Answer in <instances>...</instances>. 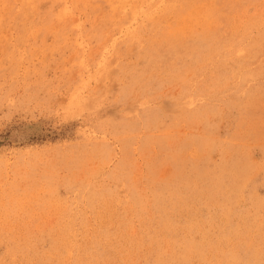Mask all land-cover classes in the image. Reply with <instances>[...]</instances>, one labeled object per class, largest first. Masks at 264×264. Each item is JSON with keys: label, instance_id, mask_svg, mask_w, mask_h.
Here are the masks:
<instances>
[{"label": "rangeland", "instance_id": "obj_1", "mask_svg": "<svg viewBox=\"0 0 264 264\" xmlns=\"http://www.w3.org/2000/svg\"><path fill=\"white\" fill-rule=\"evenodd\" d=\"M38 1L0 0V264H264V0Z\"/></svg>", "mask_w": 264, "mask_h": 264}, {"label": "bare ground", "instance_id": "obj_2", "mask_svg": "<svg viewBox=\"0 0 264 264\" xmlns=\"http://www.w3.org/2000/svg\"><path fill=\"white\" fill-rule=\"evenodd\" d=\"M23 1H24V0H23ZM27 1H28V0H27ZM33 1H34V0H33ZM40 1H43V0H40ZM40 1H38V2H39V4L41 5L42 2L40 3ZM76 1H77V0H76ZM76 1H75V2H76ZM79 1H80V0H79ZM84 1H86V0H84ZM95 1H97V0H94V2H95ZM98 1H99V0H98ZM98 1H97V2H98ZM118 1H119V0H118ZM159 1H160V0H159ZM173 1H175V0H173ZM237 1H238V0H237ZM50 2H51V1H50ZM56 2H57V1H56ZM81 2H82V1H81ZM101 2H102V1H101ZM104 2H105V0H104ZM129 2H130V0H129ZM136 2H137V1H136ZM147 2H148V1H147ZM152 2H153V0H152ZM160 2H161V1H160ZM166 2H167V1H166ZM176 2H177V1H176ZM178 2H179V1H178ZM68 3H69V2H68ZM84 3H85V2H84ZM86 3H87V2H86ZM92 3H93V2H92ZM108 3H109V2H108ZM155 3H156V2H155ZM162 3H163V2H162ZM179 3H180V2H179ZM238 3H239V2H238ZM26 4H27V3H26ZM30 4H31V3H30ZM35 4H37V3H35ZM42 4H43V3H42ZM77 4H78V3H77ZM89 4H90V3H89ZM94 4H95V3H94ZM94 4H93V5H94ZM103 4H104V3H103ZM113 4H114V2H113ZM120 4H122L121 1H120ZM137 4H138V3H137ZM150 4H151V3H150ZM152 4H153V3H152ZM158 4H159V3H158ZM173 4H174V3H173ZM182 4H183V3H182ZM187 4H188V2H187ZM32 5H33V4H32ZM37 5H38V4H37ZM43 5H44V4H43ZM54 5H55V4H54ZM61 5H62V4H61ZM74 5H75V4H74ZM100 5H101V3H100ZM106 5H107V4H106ZM135 5H136V4H135ZM140 5H141V4H140ZM189 5H190V4H189ZM191 5H193V3H192ZM213 5H214V4H213ZM78 6H79V5H78ZM85 6H86V5H85ZM97 6H98V5H97ZM117 6H120V5H117ZM117 6H116V7H117ZM125 6H126V5H125ZM132 6H133V5H132ZM138 6H139V5H138ZM141 6H142V5H141ZM145 6H146V5H145ZM145 6H144V7H145ZM147 6H148V5H147ZM216 6H217V5H216ZM25 7H26V5H25ZM27 7H28V6H27ZM27 7H26V8H27ZM33 7H34V5H33ZM44 7H45V6H44ZM82 7H83V6H82ZM100 7H101V6H100ZM106 7H107V6H106ZM127 7H128V6H127ZM127 7H126V8H127ZM171 7H172V6H171ZM191 7H192V6H191ZM212 7H213V6H212ZM244 7H245V6H244ZM38 8H39V7H38ZM42 8H43V7H42ZM42 8H41V9H42ZM70 8H71V7H69V9H70ZM72 8H73V7H72ZM76 8H77V7H76ZM87 8H88V7H87ZM94 8H95V7H94ZM166 8H167V6H166ZM166 8H165V9H166ZM183 8H184V7H183ZM185 8H186V7H185ZM197 8H198V7H197ZM217 8H218V7H217ZM231 8H232V7H231ZM36 9H37V8H36ZM77 9H78V8H77ZM88 9H89V8H88ZM108 9H109V8H108ZM130 9H131V8H130ZM132 9H133V8H132ZM143 9H144V8H143ZM149 9H150V8H149ZM165 9H164V11H165ZM174 9H175V8H174ZM180 9H181V8H180ZM260 9H261V8H260ZM32 10H34V9H32ZM52 10H53V9H52ZM75 10H76V9H75ZM99 10H100V9H99ZM105 10H106V9H105ZM118 10H119V9H118ZM126 10H127V9H126ZM126 10L124 11V13L126 12ZM128 10H129V7H128ZM133 10H134V9H133ZM138 10H139V8H138ZM138 10H137V11H138ZM140 10H142V9H140ZM156 10H157V9H156ZM171 10H172V9H170V11H171ZM175 10H176V9H175ZM189 10H190V9H189ZM216 10H217V9H216ZM30 11H31V10H30ZM103 11H104V10H103ZM150 11H152V9H151ZM186 11H188V10H186ZM204 11H205V10H204ZM254 11H255V10H254ZM5 12H6V11H5ZM107 12H108V11H107ZM109 12H110V11H109ZM117 12H118V11H117ZM117 12H116V13H117ZM129 12H130V11H129ZM142 12H143V10L141 11V13H142ZM152 12H153V11H152ZM165 12H166V11H165ZM201 12H202V10H201ZM215 12H216V11H215ZM239 12H240V11H239ZM24 13H25V11H24ZM38 13H39V12H38ZM44 13H45V12H44ZM73 13L75 14V13H77V12H73ZM102 13H103V12H102ZM102 13H101V14H102ZM122 13H123V12H122ZM131 13H132V12H131ZM133 13H134V12H133ZM169 13H170V12H168V14H169ZM184 13H185V11H184ZM186 13H188V12H186ZM216 13H217V12H216ZM216 13H215V14H216ZM221 13H222V12H221ZM221 13L219 12V14H221ZM235 13H237V12H235ZM247 13H248V12H247ZM2 14H3V12H2ZM5 14H6V13H5ZM33 14H35V12H34ZM60 14H61V13H60ZM60 14H59V15H60ZM63 14H64V13H63ZM67 14H68V13H67ZM67 14H66V15H67ZM74 14H73V15H74ZM77 14H78V13H77ZM96 14H97V13H96ZM105 14H106V11H105ZM126 14H127V13H126ZM148 14H149V13H148ZM164 14H165V13H164ZM69 15H70V14H69ZM69 15H67V17H68ZM85 15H86V14H85ZM89 15H90V14H89ZM108 15H109V14H108ZM128 15H129V14H128ZM177 15H179V14H177ZM186 15H187V14H186ZM222 15H223V14H222ZM242 15H243V13H242ZM255 15H256V14H255ZM3 16H5V15H3ZM7 16H8V15H7ZM13 16H14V15H13ZM26 16H27V15H26ZM29 16H30V14H29ZM78 16H79V14H78ZM97 16H99V15H97ZM102 16H103V15H102ZM120 16H121V15H120ZM174 16H175V15H174ZM217 16H218V14H217ZM229 16H230V15H229ZM238 16H240V15H238ZM258 16H259V15H258ZM41 17H42V15H41ZM75 17H76V16H75ZM90 17H91V16H90ZM95 17H96V16H95ZM103 17H104V16H103ZM123 17H125V16H123ZM123 17H122V18H123ZM133 17H134V16H133ZM155 17H156V16H155ZM155 17H154V18H155ZM165 17H166V16H165ZM172 17H173V16H172ZM180 17H181V16H180ZM220 17H222V16H220ZM224 17H225V16H224ZM252 17H253V15H252ZM0 18H1V17H0ZM4 18H6V17H4ZM7 18H8V17H7ZM64 18H65V17H64ZM96 18H97V17H96ZM100 18H102V17H100ZM122 18H121V19H122ZM136 18H137V17H136ZM150 18H151V17H150ZM158 18H159V17H158ZM176 18H177V17H176ZM215 18H216V16H215ZM215 18H214V19H215ZM222 18H223V17H222ZM236 18H237V17H235V19H236ZM242 18H243V17H242ZM257 18H259V17H257ZM257 18H256V19H257ZM21 19H22V18H21ZM62 19H63V17H62ZM70 19H71V18H70ZM80 19H81V18H80ZM85 19H86V18H85ZM94 19H95V18H94ZM103 19H104V18H103ZM121 19H120V20H121ZM129 19H130V18H129ZM192 19H193V17H192ZM200 19H201V18H200ZM202 19H203V17H202ZM217 19H218V18H217ZM226 19H228V18H226ZM2 20H3V18H2ZM12 20H13V19H12ZM75 20H76V19H75ZM136 20H137V19H136ZM178 20H179V19H178ZM215 20H216V19H215ZM219 20H220V19H219ZM250 20H251V19H250ZM3 21H4V20H3ZM3 21H2L1 23H3ZM21 21H22V20H21ZM25 21H26V20H25ZM60 21H61V20H60ZM81 21H82V20H81ZM95 21H97V20H95ZM103 21H104V20H103ZM113 21H115V20L113 19ZM156 21H157V19H156ZM176 21H177V20H176ZM176 21H175V22H176ZM199 21H201V20H199ZM207 21H208V20H207ZM235 21H236V20H235ZM7 22H8V21H7ZM23 22H24V21H23ZM62 22H63V21H62ZM65 22H66V21H65ZM67 22H68V19H67ZM69 22H70V21H69ZM72 22H73V20H72ZM82 22H83V21H82ZM129 22H130V21H129ZM202 22H203V21H202ZM204 22H205V21H204ZM222 22H223V21H222ZM230 22H231V21H230ZM241 22H242V21H241ZM260 22H261V20H260ZM4 23H5V22H4ZM11 23H12V22H11ZM21 23H22V22H21ZM54 23H55V22H54ZM79 23H80V22H79ZM83 23H84V22H83ZM83 23H82L81 25H83ZM154 23H155V22H154ZM191 23H192V22H191ZM243 23H245V22H243ZM251 23H252V22H251ZM251 23H250V24H251ZM255 23H256V21H255ZM27 24H28V23H27ZM86 24H87V23H86ZM110 24H111V22H110ZM119 24H120V23H119ZM121 24H122V23H121ZM125 24H127V23H125ZM125 24H124V25H125ZM137 24H138V23H137ZM139 24H140V23H139ZM182 24H183V23H182ZM202 24H203V23H202ZM209 24H210V23H209ZM211 24H212V23H211ZM216 24H217V22H216ZM0 25H2V24H0ZM9 25H11V24H9ZM19 25H20V24H19ZM31 25H32V24H31ZM72 25H73V24H72ZM76 25H78V24L76 23ZM91 25H92V24H91ZM122 25H123V24H122ZM127 25H128V24H127ZM127 25H126V26H127ZM185 25H186V24H185ZM185 25H184V26H185ZM235 25H236V23H235ZM246 25H247V24H246ZM246 25H245V26H246ZM11 26H13V25H11ZM11 26H10V27H11ZM25 26H26V25H25ZM78 26H79V25H78ZM114 26H115V25H114ZM117 26H118V25H117ZM203 26H204V24H203ZM243 26H244V25H243ZM247 26H248V25H247ZM15 27H16V26H15ZM26 27H27V26H26ZM60 27H61V26H60ZM79 27H80V26H79ZM109 27H110V26H109ZM187 27L190 28V26H187ZM187 27L185 26V28H187ZM204 27H205V26H204ZM214 27H215V26H214ZM225 27H227V26H225ZM228 27H229V26H228ZM240 27H242V26H240ZM3 28L5 29V27H3ZM17 28H18V27H17ZM23 28H24V27H23ZM23 28H22L21 30L24 31ZM35 28H36V26H35ZM40 28H41V27H40ZM46 28H47V27H46ZM51 28H53V27H51ZM81 28H82V27H81ZM121 28H122V27H121ZM135 28H136V27H135ZM135 28H134V29H135ZM170 28H171V27H170ZM170 28H169V29H170ZM185 28H184V29H185ZM209 28H210V27H209ZM211 28H212V27H211ZM215 28H216V27H215ZM215 28H214V29H215ZM222 28H223V27H222ZM234 28H236V27H234ZM29 29H30V28H29ZM58 29H59V28H58ZM72 29H73V28H72ZM77 29H78V27H77ZM109 29H110V28H109ZM117 29H118V27H117ZM125 29H126V28H125ZM187 29H188V28H187ZM204 29H205V28H204ZM212 29H213V28H212ZM212 29H211V30H212ZM214 29H213V30H214ZM217 29H218V28H216V30H217ZM223 29H224V28H223ZM225 29H226V28H225ZM238 29H239V27H238ZM238 29H237V30H238ZM0 30H1V28H0ZM21 30H20V31H21ZM26 30H27V29H26ZM35 30H36V29H35ZM51 30H52V29H51ZM115 30H116V29H115ZM129 30H130V29H129ZM171 30H172V29H171ZM175 30L178 32L177 29H175ZM205 30H207V29H205ZM230 30H231V29H230ZM32 31H33V30H32ZM116 31H118V30H116ZM173 31H174V30H173ZM222 31H223V30H222ZM232 31H233V30H232ZM232 31H231V32H232ZM238 31H239V30H238ZM120 32H121V31H120ZM124 32L126 33L127 31H124ZM128 32H129V31H128ZM130 32H133V31H130ZM171 32H172V31H171ZM174 32H175V31H174ZM180 32H181V30H180ZM246 32H247V31H246ZM125 33H124V34H125ZM181 33L183 34V32H181ZM185 33H187V32H185ZM185 33H184V35H185ZM210 33H211V32H210ZM210 33H209V34H210ZM220 33H221V32H220ZM46 34H47V33H46ZM174 34H175V33H174ZM223 34H224V32H223ZM239 34H240V33H239ZM108 35H109V34H108ZM177 35H179V34H177ZM213 35H214V34H213ZM213 35H212V33H211V35H210L211 38H212ZM110 36H111V35H110ZM132 36H133V35H132ZM185 36H186V35H185ZM185 36H184V37H185ZM214 36H215V35H214ZM224 36H225V35H224ZM197 37H198V36H197ZM233 37H234V36H233ZM136 38H137V37H135V39H136ZM207 38H209V37L207 36ZM228 38H229V37H228ZM230 38H231V37H230ZM209 39H210V38H209ZM216 39H217V38H216ZM231 39H233V38H231ZM182 41H183V40H182ZM215 41H216V40H215ZM224 41H225V39H224ZM227 41H228V40H227ZM133 42H134V40H133ZM225 42H226V41H225ZM182 43H183V42H182ZM228 44H229V43H228ZM215 45H216V44H215ZM217 46H219V43H217ZM220 47H221V46H220ZM222 47H223V46H222ZM227 47H228V45H227ZM216 48H217V47H216ZM229 48H230V47H229ZM218 49H219V48H218ZM242 49H243V48H242ZM229 50H230V49H229ZM229 50H228V51H229ZM179 55H180V54H179ZM202 55H203V54H202ZM202 55H201V56H202ZM214 55H215V54H214ZM187 56H188V55H187ZM208 60H209V59H208ZM111 62H112V61H111ZM138 62H139V61H138ZM210 69H211V68H210ZM194 71H195V70H194ZM203 73H204V72H203ZM239 74H240V73H239ZM188 76H189V75H188ZM201 77H202V76H201ZM234 77H235V76H234ZM175 81H176V80H175ZM209 88H210V87H209ZM223 89H224V88H223ZM178 92H179V91H178ZM185 94H186V93H185ZM187 96H188V95H187ZM208 96H209V95H208ZM190 97H191V96H190ZM187 98H188V97H187ZM190 99H191V98H190ZM190 99H189V101H190ZM193 101H194V100H193ZM202 101H203V100H202ZM198 104H199V103H198ZM141 113H142V112H141ZM231 173H232V172H231ZM235 176H236V174H235ZM228 177H229V176H228ZM232 178H233V176H232ZM236 178H237V177H236ZM233 179H235V178H233ZM230 183H234V182H231V181H230ZM232 185L234 186V184H232ZM220 189H221V187H220ZM230 189H231V188H230ZM232 190L234 191V193H236L234 189H232ZM233 191H232V192H233ZM228 192H230V191H228ZM232 192H231V193H232ZM225 194H226V193H225ZM180 198H181V197H180ZM234 200H235V199H234ZM182 204H183V203H182ZM182 204H181L180 206H182ZM164 206H165V205H164ZM194 206H195V205H194ZM197 206H198V205H197ZM124 207H125V206H124ZM126 207H127V206H126ZM126 207H125V208H126ZM165 207H166V206H165ZM113 209H114V208H113ZM152 209H153V208H152ZM108 210H109V209H108ZM115 210H116V209H114V211H115ZM126 210H127V209H126ZM153 211H154V210H153ZM110 212H111V211H110ZM116 212H117V210H116ZM117 213H118V212H117ZM117 213H116V214H117ZM137 213H138V212H137ZM112 215H113V214H112ZM149 215H150V214H149ZM108 216H109V215H108ZM118 216H119V215H117L116 217H118ZM168 217H169V216H168ZM109 218L112 219L111 217H109ZM117 220H118V219H117ZM101 221H102V220H101ZM104 221H105V220H104ZM104 221H103V222H104ZM106 221H107V219H106ZM108 221H109V220H108ZM111 221H112V220H110V223H111ZM123 221H124V220H123ZM128 221H129V219H128ZM161 221H162V220H161ZM72 222H73V221H72ZM91 222H92V221H91ZM99 222H100V221H99ZM62 223H63V222H62ZM100 224H102V222H100ZM108 224H109V222H108ZM128 224H129V223H128ZM128 224H127V225H128ZM61 225H62V224H61ZM69 225H70V222H69ZM102 225H103V224H102ZM64 226H65V225H64ZM86 226H87V225H86ZM99 226H100V225H99ZM110 226H111V224H110ZM82 227H83V224H82ZM88 227H89V225H88ZM91 227H92V226H91ZM93 227H94V226H93ZM97 227H98V226H97ZM123 227H124V226H123ZM71 228H73V226H71ZM80 228H81V227H80ZM83 228H84V227H83ZM100 228H101V227H100ZM127 228H128V227H127ZM64 229H65V228H64ZM74 229H75V228H74ZM87 229H89V228H87ZM117 229H118V228H117ZM56 230H57V229H56ZM93 230H94V229H93ZM95 230H96V229H95ZM95 230H94V231H95ZM112 231H113V230H112ZM56 232H57V231H56ZM56 232H55V233H56ZM61 232H62V231H61ZM67 232H68V231H67ZM71 232H72V231H71ZM74 232H75V230H74ZM82 232H83V231H82ZM127 232H128V231H127ZM108 233H109V232H108ZM114 233H115V232H114ZM74 234L76 235V233H74ZM87 234H88V233H87ZM87 234H86V235H87ZM112 234H113V232H112ZM118 234H119V233H118ZM64 235H65V234H64ZM68 235H69V234H68ZM84 235H85V234H84ZM86 235H85V237H86ZM89 235H90V234H89ZM105 235H106V234H105ZM109 235H111V234H109ZM115 235L117 236V234H115ZM70 236H71V235H70ZM68 237H69V236H68ZM73 237H74V236H73ZM87 237H88V235H87ZM100 237H101V236H100ZM111 237H112V236H111ZM113 237H114V236H113ZM96 238H98V237H96ZM117 238H118V236H117ZM72 239H73V238H72ZM85 239H86V238H85ZM98 239H99V238H98ZM61 240H63V239H61ZM79 240H80V239H79ZM86 240H88V239H86ZM89 240H90V238H89ZM108 240H109V237H108ZM113 240H114V239H113ZM69 241H70V239H69ZM84 241H85V240H84ZM118 241H119V239H118ZM67 242H68V241H67ZM72 242H73V241H72ZM77 242H78V241H77ZM104 242H105V241H104ZM111 242H112V241H111ZM116 242H117V240H116ZM63 243H64V242H63ZM70 243H71V242H70ZM81 243H82V242H81ZM86 243L88 244V242H86ZM139 243H140V242H139ZM90 244H91V243H90ZM100 244H101V243H100ZM66 245H67V244H66ZM80 245H81V244H80ZM91 245H92V244H91ZM109 245H110V244H109ZM114 245H115V244H114ZM116 245H117V244H116ZM62 247H63V245H62ZM69 247H70V245H69ZM76 247H77V246H76ZM79 247H80V246H79ZM81 247H82V246H81ZM89 247H90V246H89ZM115 247H116V246H115ZM12 248H13V247H12ZM65 248H66V247H65ZM92 248H93V247H92ZM92 248H91V249H92ZM139 248H140V247H139ZM66 249H67V248H66ZM71 249H72V248H71ZM73 249H74V248H73ZM73 249H72V251H73ZM69 250H70V248H69ZM69 250H68V251H69ZM81 250H82V249H81ZM68 251H67V252H68ZM79 251H80V250H79ZM98 251H99V250H98ZM31 252H32V251H31ZM40 252H41V251H40ZM77 252H78V251H77ZM87 253H88V252H87ZM93 253H94V252H93ZM97 253H98V252H97ZM81 254H82V253H81ZM91 254H92V253H91ZM94 254H95V253H94ZM94 254H92V255H94ZM128 254H129V253H128ZM20 255H21V254H19V256H20ZM25 255H26V254H25ZM34 255H35V254H34ZM86 255H87V254H86ZM86 255H85V256H86ZM257 255H258V254H257ZM23 256H24V255H23ZM30 256H31V255H30ZM88 256H89V255H88ZM125 256H126V255H125ZM55 257H56V256H55ZM64 257H66V256L64 255ZM64 257H63V258H64ZM81 257H82V256H81ZM97 257H99V256H97ZM126 257H127V256H126ZM19 258H20V257H19ZM23 258H24V257H23ZM25 258H26V257H25ZM61 258H62V257H61ZM79 258H80V257H79ZM13 259H14V258H13ZM16 259H18V258H16ZM21 259H22V258H21ZM21 259H20V260H21ZM27 259H28V257H27ZM34 259H35V258H34ZM36 259H37V258H36ZM85 259H86V257H85ZM98 259H99V258H98ZM102 259H103V258H102ZM104 259H105V258H104ZM14 260H15V259H14ZM18 260H19V259H18ZM24 260H25V259H24ZM61 260H62V259H61ZM65 260H66V259H65ZM65 260H64V262H65ZM77 260H79V259H77ZM92 260H94V259H92ZM100 260H101V259H100ZM50 261H51V260H50ZM110 261H111V260H110ZM110 261H109V264H110ZM116 261H117V260H116ZM14 262H15V261H14ZM22 262H23V261H22ZM22 262H21V264H22ZM28 262H29V261H28ZM45 262H46V261H45ZM83 262H84V260H83ZM113 262H114V261H113ZM85 263H86V262H85ZM85 263H84V264H85ZM100 263H102V261H101ZM104 263H105V262H104ZM30 264H31V263H30ZM32 264H33V263H32ZM54 264H55V263H54Z\"/></svg>", "mask_w": 264, "mask_h": 264}, {"label": "snow or ice", "instance_id": "obj_3", "mask_svg": "<svg viewBox=\"0 0 264 264\" xmlns=\"http://www.w3.org/2000/svg\"><path fill=\"white\" fill-rule=\"evenodd\" d=\"M192 23H195V18H193ZM181 27V23L178 21L176 24L173 25L174 29H178Z\"/></svg>", "mask_w": 264, "mask_h": 264}]
</instances>
